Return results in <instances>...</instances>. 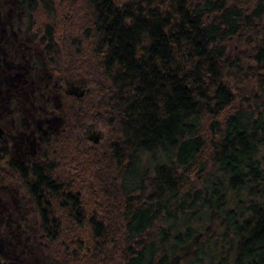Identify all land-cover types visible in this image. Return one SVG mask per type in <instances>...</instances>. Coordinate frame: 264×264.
<instances>
[{
	"label": "trees",
	"instance_id": "trees-1",
	"mask_svg": "<svg viewBox=\"0 0 264 264\" xmlns=\"http://www.w3.org/2000/svg\"><path fill=\"white\" fill-rule=\"evenodd\" d=\"M51 75L89 91L0 188L55 264H264V0H15ZM67 172L63 175L62 172ZM0 264H19L0 252Z\"/></svg>",
	"mask_w": 264,
	"mask_h": 264
},
{
	"label": "rangeland",
	"instance_id": "rangeland-1",
	"mask_svg": "<svg viewBox=\"0 0 264 264\" xmlns=\"http://www.w3.org/2000/svg\"><path fill=\"white\" fill-rule=\"evenodd\" d=\"M14 6L15 0H0V138L10 143L17 157L36 153L40 136L49 128L59 127L63 115L64 134L87 138L92 144L93 133L99 131L100 139H104L106 127L101 123L78 114L67 116L72 95L66 92L68 83L83 92L89 91L91 83L84 76H70L64 66H59L54 75L36 66L34 58L39 62L41 55L29 34L20 28ZM19 199L14 187L0 188V252L19 264H55L43 251L41 240H27L16 224H8L15 220Z\"/></svg>",
	"mask_w": 264,
	"mask_h": 264
},
{
	"label": "water",
	"instance_id": "water-1",
	"mask_svg": "<svg viewBox=\"0 0 264 264\" xmlns=\"http://www.w3.org/2000/svg\"><path fill=\"white\" fill-rule=\"evenodd\" d=\"M68 85H69V89L66 90V92L68 94H71V93L75 94V95H82L83 94L84 89L77 91L76 90L77 86H75L73 83H68ZM86 90L87 89H85V91ZM0 132H1V130H0ZM100 136H101V133L99 131H95L93 133L92 137L91 136L90 137L92 138L93 142L95 143L96 141H98L100 139Z\"/></svg>",
	"mask_w": 264,
	"mask_h": 264
}]
</instances>
